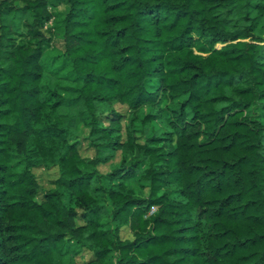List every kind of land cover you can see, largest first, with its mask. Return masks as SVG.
<instances>
[{
  "label": "trees",
  "instance_id": "trees-1",
  "mask_svg": "<svg viewBox=\"0 0 264 264\" xmlns=\"http://www.w3.org/2000/svg\"><path fill=\"white\" fill-rule=\"evenodd\" d=\"M0 264H264V0H0Z\"/></svg>",
  "mask_w": 264,
  "mask_h": 264
},
{
  "label": "rangeland",
  "instance_id": "rangeland-1",
  "mask_svg": "<svg viewBox=\"0 0 264 264\" xmlns=\"http://www.w3.org/2000/svg\"><path fill=\"white\" fill-rule=\"evenodd\" d=\"M63 6L62 5H59L57 6V8H62ZM55 9L54 7H51V10ZM52 16L48 19V21L45 23V26L47 27H54L55 29V25H56V21L58 20L57 17L54 16V12L52 11ZM54 25V26H53ZM55 32H56V29H55ZM57 34V33H56ZM55 42H57V38L55 40ZM118 106V104H117ZM80 150L83 154H90V150L84 146L83 144L80 145ZM35 173L40 181L41 184H44V185H48L49 183V180L51 178H54L57 174H58V168L57 166H51V167H48V168H36L35 170ZM121 235L122 237H131V232L128 228L127 225H123L122 228H121ZM79 255H82L81 257H77L79 260H83L85 259L86 257H88L89 253L86 252V251H79L78 253Z\"/></svg>",
  "mask_w": 264,
  "mask_h": 264
}]
</instances>
